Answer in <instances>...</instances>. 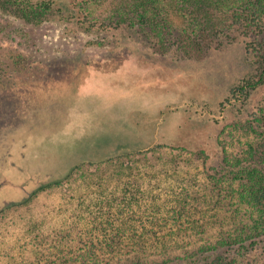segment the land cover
Listing matches in <instances>:
<instances>
[{
  "label": "rangeland",
  "instance_id": "obj_1",
  "mask_svg": "<svg viewBox=\"0 0 264 264\" xmlns=\"http://www.w3.org/2000/svg\"><path fill=\"white\" fill-rule=\"evenodd\" d=\"M95 2L86 5L104 15L107 6ZM170 18L178 30L187 29L175 13ZM0 22L9 23L10 32L0 31V58L5 62L11 51L20 52L31 64L14 73L24 91L50 70L67 69L53 82L48 103H41L44 95L37 91L38 98L27 102L32 110L21 117L16 100L0 105V264H202L214 253L237 264L264 261V235L252 244L195 256L200 247L234 233L245 215L236 182L208 177L210 144L207 157L169 148L137 153L126 146L119 152L137 154L94 166L84 161L64 182L40 190L26 204L4 208L49 182L58 157L85 150L88 138L101 137L108 118L124 117L154 135L142 140L145 144L156 141L158 125L176 111L181 123L189 124L186 131L195 136L211 131L230 155H242L261 129L243 132L232 125L233 114L222 120L219 107L248 69L240 42L176 56L153 52L141 40L116 46L112 37L80 28L67 12L49 13L38 24L0 12ZM41 105L47 109L33 116ZM211 118L221 122L211 126Z\"/></svg>",
  "mask_w": 264,
  "mask_h": 264
},
{
  "label": "trees",
  "instance_id": "obj_2",
  "mask_svg": "<svg viewBox=\"0 0 264 264\" xmlns=\"http://www.w3.org/2000/svg\"><path fill=\"white\" fill-rule=\"evenodd\" d=\"M95 1L0 0V12H11L15 18L31 24L40 23L49 13L61 17L67 12L80 28L104 33L113 38L112 42L116 46L127 43L134 45L141 40L159 54L185 56L191 50L208 53L224 45L240 42L248 69L230 87L229 94L219 103V107L222 109V120L227 114H233V126H238L245 133L257 126L261 129L258 133L260 137L248 144L242 155L232 156L221 144L218 135L212 136L211 131H206L205 136H195V133L186 131L189 124H182V115L176 111L169 112L158 125L156 141H147L145 144H141L142 140H151L154 135L133 127L124 117L108 118L102 124L101 130L104 131L101 137L88 138L87 148L81 149L73 157L66 159L59 156L54 166L49 168L52 175L49 182L40 184L18 201L6 202L4 208L26 204L40 190L64 182L84 161L87 166H94L108 158L141 153L142 148L143 153L160 148L186 149L188 152L198 151L207 157V146L210 144L213 155L208 163V177L216 181L228 179L236 182L234 193L238 204L244 207L245 215L234 233L221 237L213 245L200 247L195 256L208 250L243 246L245 242L252 244L255 238L264 235V0H98L108 8L102 16L93 14L86 5L90 3L93 6ZM71 10L76 11L74 13ZM174 13L185 21L187 29L180 31L174 26L170 18ZM8 25L0 22V31L4 29L10 35ZM96 44L104 43L96 40ZM1 62L4 60L0 58V76L8 72L9 75L0 79V105L7 99L16 100V114L19 117L32 110L27 108V102L38 98L37 91L43 92L41 103H48L53 94V82L67 73L64 66L52 69L44 79L32 81L24 91L17 85L20 77H15L14 73L28 71L31 64L27 56L11 51L8 59L3 64ZM164 94L161 93V96L164 97ZM44 109L47 107L41 105L33 116L44 112ZM158 110L148 112L155 114ZM185 111L189 112V109ZM2 114L0 111V116ZM211 119V126L221 122V118ZM202 138L206 139L205 148L198 149ZM126 146L136 147L133 150H138L137 153L119 152ZM75 157L82 161L75 162L78 160L73 159ZM202 264L237 263L233 258L214 253L211 259ZM260 264H264V261Z\"/></svg>",
  "mask_w": 264,
  "mask_h": 264
}]
</instances>
